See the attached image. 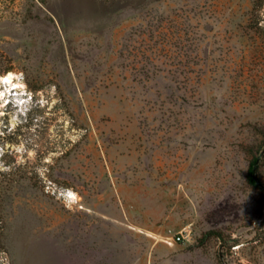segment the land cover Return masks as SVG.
I'll return each instance as SVG.
<instances>
[{"label": "rangeland", "instance_id": "obj_1", "mask_svg": "<svg viewBox=\"0 0 264 264\" xmlns=\"http://www.w3.org/2000/svg\"><path fill=\"white\" fill-rule=\"evenodd\" d=\"M7 73L0 264H264V0H0Z\"/></svg>", "mask_w": 264, "mask_h": 264}, {"label": "built area", "instance_id": "obj_2", "mask_svg": "<svg viewBox=\"0 0 264 264\" xmlns=\"http://www.w3.org/2000/svg\"><path fill=\"white\" fill-rule=\"evenodd\" d=\"M184 230V231H182ZM178 232H173L171 229L168 230V234L166 235V240L170 241H181L185 239V236L188 235L187 230L182 229ZM184 232V233H183Z\"/></svg>", "mask_w": 264, "mask_h": 264}, {"label": "trees", "instance_id": "obj_3", "mask_svg": "<svg viewBox=\"0 0 264 264\" xmlns=\"http://www.w3.org/2000/svg\"><path fill=\"white\" fill-rule=\"evenodd\" d=\"M256 159L257 158H254L253 161H251L248 165V169H247V179H248V182L253 184V185H257L253 179V165L254 163L256 162ZM256 172V171H255ZM256 176V175H255ZM257 178V177H256ZM258 180V179H257Z\"/></svg>", "mask_w": 264, "mask_h": 264}, {"label": "water", "instance_id": "obj_4", "mask_svg": "<svg viewBox=\"0 0 264 264\" xmlns=\"http://www.w3.org/2000/svg\"><path fill=\"white\" fill-rule=\"evenodd\" d=\"M257 162H258V158L256 159V162L254 163L253 165V179L255 181V183L259 186H262L259 181L257 180L256 176H255V171H256V168H257Z\"/></svg>", "mask_w": 264, "mask_h": 264}, {"label": "bare ground", "instance_id": "obj_5", "mask_svg": "<svg viewBox=\"0 0 264 264\" xmlns=\"http://www.w3.org/2000/svg\"><path fill=\"white\" fill-rule=\"evenodd\" d=\"M12 76V73H7L3 76L0 77V82H6V81H9V79L11 78Z\"/></svg>", "mask_w": 264, "mask_h": 264}]
</instances>
